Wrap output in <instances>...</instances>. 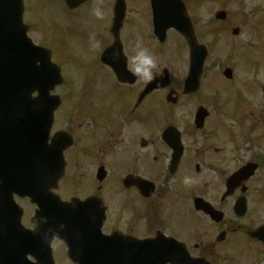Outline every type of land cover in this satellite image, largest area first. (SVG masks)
Instances as JSON below:
<instances>
[{
    "label": "flooded vegetation",
    "instance_id": "flooded-vegetation-1",
    "mask_svg": "<svg viewBox=\"0 0 264 264\" xmlns=\"http://www.w3.org/2000/svg\"><path fill=\"white\" fill-rule=\"evenodd\" d=\"M24 2L30 35L31 21L38 22L31 18L34 6L41 5L47 12L49 3L58 2L67 19L65 27L59 26L62 34L67 24L83 28L84 19L88 24L90 16L84 18V14L92 13L94 7L104 13L100 20L105 23H99L96 31L99 46L94 49L93 63L86 65L77 92L62 97L51 135L53 139L58 133H67L73 139L65 150V175L55 193L66 202L92 199V215L79 223L101 226V240L93 246L123 247L126 264H144L141 242L164 236L183 247L186 260L177 252L175 260L184 264L193 260L264 264V1L251 2L250 11L239 4L234 23H229L231 18L210 19L208 24L216 27L213 33L204 32L202 23L192 19L198 45L208 50V57L197 79L193 67L194 80L188 90L185 82L192 58L188 46L187 70L175 83L170 73L168 88L162 87L168 77L162 66H157L150 82L137 77L133 82L135 76L129 74L122 83L102 63L103 53L114 44L117 0L83 4L75 0L71 8L68 0ZM140 4L133 5L132 12L126 0L121 35L129 71L135 54V49H126L131 23L142 28L147 18L152 20L151 8ZM50 50L54 54L56 49ZM153 52L158 63L161 55ZM213 52L217 58L210 64ZM57 53L68 55L62 50ZM115 61L119 63L113 53L110 62ZM152 82L157 87L143 97ZM178 138L181 157L174 161ZM68 164H76V183H80L70 198L58 192ZM185 176L194 183L184 185ZM65 191L69 196L70 190ZM107 198H112V205ZM18 199L15 197L19 204ZM26 201L34 207L26 226L34 229L38 208ZM130 201L135 203L132 208L126 204ZM137 207L138 212L130 211ZM26 211L24 208V217Z\"/></svg>",
    "mask_w": 264,
    "mask_h": 264
},
{
    "label": "water",
    "instance_id": "water-1",
    "mask_svg": "<svg viewBox=\"0 0 264 264\" xmlns=\"http://www.w3.org/2000/svg\"><path fill=\"white\" fill-rule=\"evenodd\" d=\"M123 1V0H122ZM165 0H152L155 16V34L160 42L166 39V33L171 28H176L186 38L190 44H195V36L191 30L190 20L188 19L185 6L179 1L178 9L171 5H166ZM168 1V0H166ZM176 1V0H175ZM24 6L23 0H0V97L13 95L17 100L12 104L5 102L6 111L14 114V123L12 125L17 149L21 159L15 164L19 172L17 180L13 185L17 188L15 192L24 196H32L33 190H30L32 183V172L38 169L39 164H22V162L35 160L40 157L43 160H55V152L58 150V141H53L50 146L51 156L44 154L47 140L49 137L54 108L50 92L55 86L62 82L59 69L51 62L50 52L38 48L27 38L26 28L23 25ZM220 15L219 17H223ZM121 20H116L115 36L116 47L120 49L122 56V47L119 42V30ZM118 44V45H117ZM199 57V55H197ZM205 59L202 57L199 68ZM119 77L125 72V66L122 70L116 69ZM57 77V80H56ZM38 92L39 98L32 100L34 92ZM45 108V109H44ZM11 127V122L8 128ZM45 155V156H44ZM56 164H51L54 169ZM63 172L61 164L58 172ZM57 171V170H56ZM59 174L54 172L51 176V185L56 184ZM28 182H32L29 183ZM48 191V190H47ZM68 207L76 209L74 205ZM68 217L75 215V210L70 211ZM48 214L52 222L42 226L40 232H28L21 226L20 218L13 222V235L18 239L19 244L13 248H8L4 236L0 233V264H31L27 261L28 254L40 257L39 264H54L51 252V243L55 237L65 240L68 239L70 246V257L75 261L79 256L74 240L75 228L62 229L59 218L62 214L60 207L49 208ZM48 229L50 231H48ZM47 233H50L48 239ZM39 240H44L39 242ZM171 246H157L155 243H147L146 246V264H160V258L165 259ZM88 252V260L80 264H115L113 256L99 253L98 249Z\"/></svg>",
    "mask_w": 264,
    "mask_h": 264
},
{
    "label": "rangeland",
    "instance_id": "rangeland-1",
    "mask_svg": "<svg viewBox=\"0 0 264 264\" xmlns=\"http://www.w3.org/2000/svg\"><path fill=\"white\" fill-rule=\"evenodd\" d=\"M128 1L129 6L131 8L133 5L138 7L139 2L142 3L140 4V7L149 8V0ZM142 1L146 2V4ZM184 1L186 2L189 16L191 18H194L196 23H202V26H204L205 28L204 32L213 33L216 30V27L213 24H208V22L212 21L210 19L215 18L217 13L222 11L226 12L228 14V19L231 18L229 23H234V18L238 14L237 11L239 10V4L242 3L241 5L246 7L244 9L245 11H250L252 6L251 2L264 0ZM34 7L36 8L31 13L32 17L30 15L29 16L34 20H38V22L31 21L33 22L32 37L36 44L56 49L54 51V58L55 61L59 62V64L61 65V69H63L62 74L64 75L65 80L63 85L55 90L54 94L59 96H66L68 93H71L70 90H74V88L76 87V83L78 84L82 80L83 72L87 71L85 69L86 65L90 66L93 63L92 57L95 49V41H93L91 37L94 35L96 39L99 36L96 32L100 27L99 23L104 24L105 21L97 19L92 13L88 15L84 14V18H86V16H90L88 24L86 23V19L82 21L83 28H77L75 26L67 24V31L62 34L61 30L59 29V26L63 25L65 27L67 19L62 14V9L58 2L49 3V7L46 8L48 9L47 12H45V9L41 5ZM131 10L133 12L135 9L132 8ZM201 18L204 20H202ZM131 25L132 34L129 42L127 43L128 45L126 49H129V47L136 49L137 45H139L141 47L147 48L149 52L151 51L152 53H155L153 52V50H155L158 55H161L157 66H162L163 69H168L170 73L173 74V83H175L177 77L183 75L187 70L186 68L188 51L185 42L176 34V32L170 31L168 33L167 42L163 45H159L157 42L154 41L152 36V25L150 17L146 19V23L142 25V28L141 24L138 26L131 23ZM143 28L144 35L142 36ZM200 32L201 29L199 30V33ZM203 37H206L208 41L214 42L212 37L209 35H204ZM122 40L124 41L123 35ZM57 50H62L65 52L64 54H68L69 56H58L59 53H57ZM218 50L219 48L215 47L214 52H218ZM214 52L210 56V64H212L213 61L217 58V53L214 54ZM88 71H90V69ZM95 76L98 75L93 74V77ZM109 96H111L110 93L107 94L106 97ZM178 108L180 110L183 109L182 106H179ZM60 115L61 113H58L56 118L59 119ZM55 130H57V127L55 128ZM72 177H74V179L71 180ZM76 182H79L76 164H68L66 179L61 183L58 192H60L64 197L70 198L74 195L72 194L73 191L76 190L80 185V183L78 184ZM66 188L70 190L69 196H66ZM106 200L109 204H113L112 198H107ZM18 202L23 209L26 208L27 210L24 217V224L29 226L30 218L33 216L34 213V207H31L30 203L26 200L18 199ZM126 204L128 208H132V205L135 203L130 201L126 202ZM137 210L138 207L137 209H132L130 211L136 213L138 212ZM143 227L145 226L142 225V228ZM59 245H61L59 241H55L53 244V251L55 255L56 264H69L63 252V249Z\"/></svg>",
    "mask_w": 264,
    "mask_h": 264
},
{
    "label": "clouds",
    "instance_id": "clouds-1",
    "mask_svg": "<svg viewBox=\"0 0 264 264\" xmlns=\"http://www.w3.org/2000/svg\"><path fill=\"white\" fill-rule=\"evenodd\" d=\"M92 14L97 19H103L104 16V13L99 6H96L92 9ZM91 39L95 41V36L93 35ZM94 46L98 47L99 42H95ZM156 69L157 61L155 57L149 52L147 48L137 45L135 54L131 57V73L137 78H141L146 82H150L154 79V70ZM182 182L184 185L190 186L192 183H194V180L191 177L185 176Z\"/></svg>",
    "mask_w": 264,
    "mask_h": 264
}]
</instances>
